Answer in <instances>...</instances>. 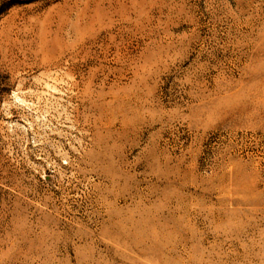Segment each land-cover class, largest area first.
Returning <instances> with one entry per match:
<instances>
[{
  "label": "rangeland",
  "instance_id": "1",
  "mask_svg": "<svg viewBox=\"0 0 264 264\" xmlns=\"http://www.w3.org/2000/svg\"><path fill=\"white\" fill-rule=\"evenodd\" d=\"M0 264H264V0H0Z\"/></svg>",
  "mask_w": 264,
  "mask_h": 264
}]
</instances>
